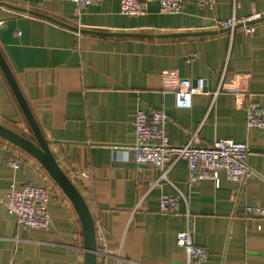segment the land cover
<instances>
[{
	"label": "crops",
	"instance_id": "1",
	"mask_svg": "<svg viewBox=\"0 0 264 264\" xmlns=\"http://www.w3.org/2000/svg\"><path fill=\"white\" fill-rule=\"evenodd\" d=\"M120 4L103 0L78 12L70 1L0 0V48L58 163L89 204L97 236H104L108 254L98 264H184L177 234L187 211L194 242L210 253L205 264H264V220L246 212L248 204L264 206V130L246 126V106H264V20L250 33L216 27L234 14L264 16V0L187 3L178 14L161 13L153 1L142 16L122 14ZM211 30L218 32L158 36ZM193 54L198 59L188 62ZM182 79L196 90L190 107L176 104ZM157 109L168 115L173 145L196 132L199 146L221 138L247 142L253 175L238 182L221 173L219 185L201 180L189 188L187 162L180 160L170 182H158V169L127 155L138 110ZM0 123L35 139L1 68ZM12 156L19 168L7 163ZM25 184L49 189V230L21 228L8 212L4 198L12 185ZM178 190L180 211L163 213L161 196ZM0 264H84L73 204L38 160L1 137Z\"/></svg>",
	"mask_w": 264,
	"mask_h": 264
},
{
	"label": "built area",
	"instance_id": "2",
	"mask_svg": "<svg viewBox=\"0 0 264 264\" xmlns=\"http://www.w3.org/2000/svg\"><path fill=\"white\" fill-rule=\"evenodd\" d=\"M42 2L52 0H40ZM73 2L78 12L103 0H62ZM159 3V10L163 14H178L187 3H193L198 7H213L215 0H121L120 12L129 16H142L148 13L151 2ZM263 14H252L239 17L233 15L228 19L217 22L218 29H228L232 35L237 28H242L245 33L255 29V23L263 18ZM198 59L197 54L187 57L188 62ZM196 90L190 79H182L175 92L178 107H190L191 97ZM221 90L214 92L216 96ZM240 95V90H234ZM168 115L163 109L147 113L138 110L134 120L135 142L127 147V155L132 156L136 163L149 164L160 171L158 182H170L169 173L174 165L180 161L187 162V185L190 188L201 180H213L220 184V175L233 181H244L253 175L248 159L251 148L247 142L236 141L232 138L217 139L210 146L196 144L197 132L183 145L170 143L166 132ZM246 126L248 129L259 128L264 130V106L257 102H250L246 106ZM128 158V156H126ZM7 163L13 168L20 167V159L12 156ZM184 198L182 191L177 193H165L160 199V209L166 214H176L180 211V198ZM50 191L48 188L37 184H25L23 186L12 185L3 202L9 213L16 216L21 228L49 230L52 224L48 204ZM246 212L256 218L264 220V206L248 204ZM187 226L177 234V243L184 248L186 259L184 264H205L209 260L210 253L207 248L194 242L190 229V212H185ZM99 255L108 254L107 244L103 234L97 236ZM98 255V256H99ZM104 264H108L104 262ZM121 264V263H119Z\"/></svg>",
	"mask_w": 264,
	"mask_h": 264
},
{
	"label": "water",
	"instance_id": "3",
	"mask_svg": "<svg viewBox=\"0 0 264 264\" xmlns=\"http://www.w3.org/2000/svg\"><path fill=\"white\" fill-rule=\"evenodd\" d=\"M14 7V6H10ZM36 13V12H33ZM38 14V13H37ZM42 15V14H39ZM260 20H264V17ZM222 31H229L228 29H222ZM93 33H101L110 36H145L152 37V34L145 33H111V32H97L90 31ZM216 30L211 31H198V32H182V33H171V34H159L160 37L166 36H195V35H209L215 34ZM0 68L6 77L10 88L12 89L27 121L34 134V140L30 139L11 128L0 123V137L18 146L36 160H38L41 165L45 168L51 178L56 182V184L61 188L65 195L69 198L73 204L76 212L81 221L82 231H83V243H84V264H98V242H97V229L96 223L91 211L89 204L87 203L85 197L62 169L58 163L48 139L45 137L42 129L40 128L31 107L26 100L18 81L6 60L1 48H0ZM195 84V82H194ZM171 264H178L172 262Z\"/></svg>",
	"mask_w": 264,
	"mask_h": 264
}]
</instances>
